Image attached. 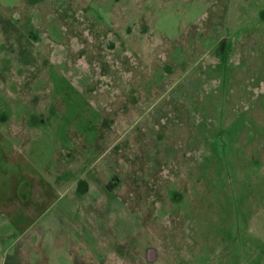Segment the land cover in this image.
Listing matches in <instances>:
<instances>
[{"label":"rangeland","instance_id":"374dc122","mask_svg":"<svg viewBox=\"0 0 264 264\" xmlns=\"http://www.w3.org/2000/svg\"><path fill=\"white\" fill-rule=\"evenodd\" d=\"M0 264H264V0H0Z\"/></svg>","mask_w":264,"mask_h":264},{"label":"trees","instance_id":"16d2710c","mask_svg":"<svg viewBox=\"0 0 264 264\" xmlns=\"http://www.w3.org/2000/svg\"><path fill=\"white\" fill-rule=\"evenodd\" d=\"M229 44L230 43L228 41H225V44L223 45L224 47H222V48H225L226 47V49H227V47H228ZM225 60H226V58H225Z\"/></svg>","mask_w":264,"mask_h":264},{"label":"water","instance_id":"95a60500","mask_svg":"<svg viewBox=\"0 0 264 264\" xmlns=\"http://www.w3.org/2000/svg\"><path fill=\"white\" fill-rule=\"evenodd\" d=\"M154 256L150 254V256L148 255V259L150 260H153Z\"/></svg>","mask_w":264,"mask_h":264}]
</instances>
